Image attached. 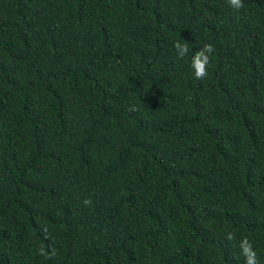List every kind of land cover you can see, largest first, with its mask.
I'll return each instance as SVG.
<instances>
[{
	"label": "trees",
	"instance_id": "obj_1",
	"mask_svg": "<svg viewBox=\"0 0 264 264\" xmlns=\"http://www.w3.org/2000/svg\"><path fill=\"white\" fill-rule=\"evenodd\" d=\"M241 3L0 0V264H246L245 238L264 264V0Z\"/></svg>",
	"mask_w": 264,
	"mask_h": 264
},
{
	"label": "clouds",
	"instance_id": "obj_2",
	"mask_svg": "<svg viewBox=\"0 0 264 264\" xmlns=\"http://www.w3.org/2000/svg\"><path fill=\"white\" fill-rule=\"evenodd\" d=\"M229 3L232 7L239 9L243 7V4L241 3V0H229ZM177 49H179V55L183 57L187 51V45H180L177 43L175 45ZM214 51L213 46L211 44H205L202 49L195 52L193 58L191 67L194 69V77L197 80L204 79L208 75V65H209V56ZM85 205H90L91 200H85ZM233 237L231 234H229L228 239H232ZM241 248L243 251V254L246 257V264H256V254L252 250V246L245 238L241 243ZM43 251L41 250V255H43Z\"/></svg>",
	"mask_w": 264,
	"mask_h": 264
}]
</instances>
